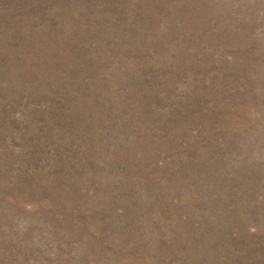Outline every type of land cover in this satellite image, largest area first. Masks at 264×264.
Listing matches in <instances>:
<instances>
[{"label":"rangeland","instance_id":"1","mask_svg":"<svg viewBox=\"0 0 264 264\" xmlns=\"http://www.w3.org/2000/svg\"><path fill=\"white\" fill-rule=\"evenodd\" d=\"M0 264H264V0H0Z\"/></svg>","mask_w":264,"mask_h":264}]
</instances>
